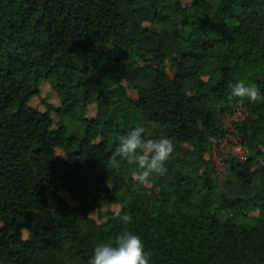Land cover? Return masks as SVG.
<instances>
[{"label": "trees", "instance_id": "16d2710c", "mask_svg": "<svg viewBox=\"0 0 264 264\" xmlns=\"http://www.w3.org/2000/svg\"><path fill=\"white\" fill-rule=\"evenodd\" d=\"M38 62L70 75L44 111ZM238 78L264 92V0H0V264H89L117 211L152 264H264V103L230 98ZM238 104L247 154L220 181L204 155ZM136 124L175 145L147 180L116 153Z\"/></svg>", "mask_w": 264, "mask_h": 264}, {"label": "clouds", "instance_id": "9594fccd", "mask_svg": "<svg viewBox=\"0 0 264 264\" xmlns=\"http://www.w3.org/2000/svg\"><path fill=\"white\" fill-rule=\"evenodd\" d=\"M230 89V98L247 97L250 102L264 103V92L245 78L236 79ZM118 141L117 155L137 165L141 180H147L153 172L164 173L166 162L175 149L168 136L153 137L141 124L128 127ZM116 215L122 226L107 239L94 244L89 264H152V253L146 249L142 237L128 226L132 217L121 216L118 211Z\"/></svg>", "mask_w": 264, "mask_h": 264}, {"label": "rangeland", "instance_id": "374dc122", "mask_svg": "<svg viewBox=\"0 0 264 264\" xmlns=\"http://www.w3.org/2000/svg\"><path fill=\"white\" fill-rule=\"evenodd\" d=\"M182 2L184 4H188L190 2V0H182ZM252 55H253L252 52H250L248 50H245L242 52V56L245 58H251ZM166 69H167V72L170 75H172L173 69L168 62L166 63ZM69 78H70V75L65 70H62L59 68H51V67L45 68L41 63L38 62L37 66H36L35 73L33 74V77H31V83L33 84V86L35 88H37L39 90V93L31 98V104L33 106L37 107L38 109H40L41 111L46 110V103L52 104L54 106H59L60 105V96L52 88V86L50 84V80L53 79L54 81L66 82V81H68ZM128 94L130 96H132L133 98H136L135 91L128 89ZM62 98L70 104H74L76 102V100L73 98V96L69 90L65 91L62 94ZM95 110H96V107L94 104L89 105V107L87 108V111L85 113L86 117H88V118L94 117ZM225 114H224V126L229 127L230 121L229 120L227 121V119H225ZM245 114H246V112H245ZM52 116H53L55 121H57L59 119V117L55 113H52ZM213 143H214V146H211V148L212 149L215 148L217 151H219L220 154H223L224 156H226L228 154L234 155L231 151L230 144L228 142H225L224 140L223 141L222 140H214ZM57 153L62 154V151L57 149ZM204 158L210 159L208 154L204 155ZM80 173L82 174V177H84L83 172L80 171ZM220 173H216V174H217L218 179L220 181H222L223 176ZM148 186H150V185L148 184ZM175 187L178 190H181V187L179 185H176ZM60 194L71 205H76L75 200H73V198L71 197V195L67 191H61ZM181 199H182V201H186L187 195L182 196ZM115 208H116L115 206L111 207V209H115ZM90 216L94 220L98 221V220H100L101 213L94 210V211L90 212ZM26 235H27V233L24 232V236H26ZM37 246L40 249L44 248V245L42 243H39V242L37 243Z\"/></svg>", "mask_w": 264, "mask_h": 264}, {"label": "built area", "instance_id": "2783aa9c", "mask_svg": "<svg viewBox=\"0 0 264 264\" xmlns=\"http://www.w3.org/2000/svg\"><path fill=\"white\" fill-rule=\"evenodd\" d=\"M245 112H247L246 106L242 104H238L232 113L227 112L225 114V119L229 120V127L225 126V134L221 139H213L214 140H224L230 144V148L232 153L239 159H243L246 157L247 150L243 143L241 136L238 133L236 122L243 119L245 116ZM212 141V146L214 143ZM211 163L214 166L215 172L220 173L224 170V155L220 154L215 148H211L210 152L208 153Z\"/></svg>", "mask_w": 264, "mask_h": 264}]
</instances>
